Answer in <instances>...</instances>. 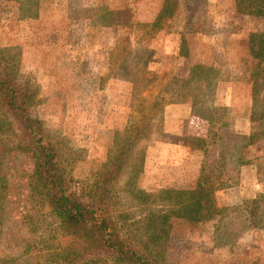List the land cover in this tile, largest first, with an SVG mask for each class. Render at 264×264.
Returning <instances> with one entry per match:
<instances>
[{
  "label": "rangeland",
  "instance_id": "374dc122",
  "mask_svg": "<svg viewBox=\"0 0 264 264\" xmlns=\"http://www.w3.org/2000/svg\"><path fill=\"white\" fill-rule=\"evenodd\" d=\"M163 1L0 0V53L16 67L20 82L36 87L33 113L81 185L93 182L113 157L125 128L146 120L143 139L113 183L123 235L152 251L161 264H264V229L252 228L231 244L219 243L218 220L192 223L167 192L171 188L149 189L145 174L152 135L166 138L160 104L194 100L192 87L212 89L210 104L224 108L215 113L213 124L203 116L207 107L195 122V135L210 140L217 134L221 143L210 146L203 169L212 168L219 152L230 158V150L256 132L248 107L255 102L259 112L264 110V73L256 81L254 72L263 64L251 55L248 41L251 32L264 30V19L242 14L235 0H180L156 34L139 27L137 22L154 19ZM122 37H131L129 75L114 53ZM184 48L189 55L182 54ZM193 68H199L204 80L188 84ZM263 135L243 151L249 161L244 178L237 169L228 174L232 201L252 199L262 190ZM32 169L26 152L3 159L0 264H64L68 259L63 252L68 238L36 195ZM220 198L228 200L229 194Z\"/></svg>",
  "mask_w": 264,
  "mask_h": 264
},
{
  "label": "trees",
  "instance_id": "16d2710c",
  "mask_svg": "<svg viewBox=\"0 0 264 264\" xmlns=\"http://www.w3.org/2000/svg\"><path fill=\"white\" fill-rule=\"evenodd\" d=\"M235 1L242 14L264 19V0ZM179 7L180 0H164L153 22L137 24L156 34L165 28L167 21ZM130 39L131 37L120 38L114 51L122 59L120 68H126L124 72L128 75L132 73L133 66L129 64L133 58ZM125 40L127 46L121 47ZM248 43L251 55L263 64L260 72H254L258 81L257 78L264 73V30L251 32ZM182 54L189 55L190 49L184 48ZM18 75L16 67L0 53V168L4 157L11 152L29 154L33 161L34 191L60 220V227L68 238L63 247L65 258H68L64 264H161L152 251L141 249L130 237L123 235L113 190V183L122 173L129 155L143 139L146 120L138 119L129 128L126 127L124 134L117 139L118 148L113 157L96 173L93 182L81 185L72 175L68 160L60 148L45 133L42 121L33 113L37 103L36 87L29 82H20ZM137 75L138 73L134 74ZM194 80H204L199 68L192 69L188 84H192ZM192 89L194 112L201 115V109L207 107L209 113L203 116L213 124L216 121L215 113L224 108L210 104L212 89L207 88L205 91L200 86ZM248 108L252 129L256 132L244 137L246 143L231 149L230 158H227V152H219V159L212 163L211 169L201 171L194 187L166 190L175 198L174 203L183 212L181 215L192 223L205 224L218 220V229L222 228L218 242L223 244L233 243L249 229H264V180L261 176L263 167L258 169L263 187L255 197L232 205L220 207L217 204L216 192L230 186L229 175L231 177L235 169L240 172V167L249 163L243 157L244 149L258 142L264 133V129L258 128L264 126V110L259 112L255 102ZM257 122L262 124L257 125ZM192 144L195 149L199 148L203 152L202 160L205 164L204 158L209 153L210 146H219L221 143L219 136L215 134L210 140L208 136L193 137ZM5 197L4 186L0 182V226L3 224Z\"/></svg>",
  "mask_w": 264,
  "mask_h": 264
},
{
  "label": "crops",
  "instance_id": "0c3cea01",
  "mask_svg": "<svg viewBox=\"0 0 264 264\" xmlns=\"http://www.w3.org/2000/svg\"><path fill=\"white\" fill-rule=\"evenodd\" d=\"M158 14L154 19L146 22H153ZM160 105L162 108L161 125L166 138L152 135L154 139L146 147L145 174L148 182L146 186L149 189L192 188L196 185L204 166L201 159L203 152L199 148L195 149L192 144V138L200 136L195 135L199 134L195 122L198 118L200 119L201 115L194 112L193 100H166ZM245 168H249L248 164L240 167L242 179ZM230 189L232 187L228 185L216 192L219 205H232L244 201L242 198L236 202L232 201ZM225 193L229 194L228 200L220 198V194L225 195ZM255 194L257 193L253 196H256Z\"/></svg>",
  "mask_w": 264,
  "mask_h": 264
}]
</instances>
